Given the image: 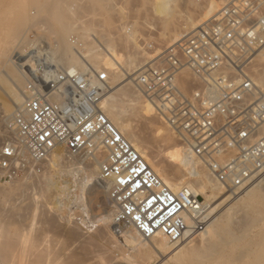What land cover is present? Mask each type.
Wrapping results in <instances>:
<instances>
[{
  "label": "built area",
  "instance_id": "1",
  "mask_svg": "<svg viewBox=\"0 0 264 264\" xmlns=\"http://www.w3.org/2000/svg\"><path fill=\"white\" fill-rule=\"evenodd\" d=\"M219 1L212 17L127 76L182 153L237 195L264 178V82H257L264 65L255 64L264 56V0ZM37 67L22 107L10 118L0 113V184L41 176L62 148L71 157L102 158L114 236L132 230L144 241L178 243L187 230L204 229L203 197L171 190L103 113L106 71H57L54 79L45 61ZM90 220L80 224L86 232L97 228Z\"/></svg>",
  "mask_w": 264,
  "mask_h": 264
},
{
  "label": "rangeland",
  "instance_id": "2",
  "mask_svg": "<svg viewBox=\"0 0 264 264\" xmlns=\"http://www.w3.org/2000/svg\"><path fill=\"white\" fill-rule=\"evenodd\" d=\"M211 1L215 2L217 6L216 10L218 11L220 8L219 6H221L220 1L219 0H211ZM209 2L210 0H0V68L3 63L4 64L5 63L14 64L15 66L18 65L21 69L23 66L22 70L27 80L28 75L30 74H28V72L24 68V64L20 66L22 62L21 63L18 62V59L15 57L14 54H16L17 56V54L20 53L23 56H27V54L30 53V50H31V48L28 46L30 45L29 42L30 43L33 42L34 47H37L39 49V46L43 44V42L39 44V41L37 40L38 38L37 36L40 34H43V36L46 35L45 37L46 38L48 37L50 41L53 42L55 45H61V43L63 44L66 43L67 45L66 44L65 45L67 46L68 52L73 55H74V52L76 53L78 51H79V54L84 55L87 53L86 51L90 48L96 51L98 50L97 52H101L102 47H104L103 46L104 43H109L112 50L115 51L117 55L119 54V56H121L122 59L123 57L124 59H126V57L129 56L131 52H132L131 54H133L136 52V50L137 51L141 50L140 53H143L147 57L148 55L150 56L146 58V56L141 54L142 56H144L142 57V59L145 64V61L146 63L149 62L153 58V56L155 57V54L157 55V53H159V50H162L170 46L172 43H174L173 42L174 40L169 41V42H161L160 38L162 37L161 36L162 34L163 36L170 34L169 32H172L171 34H174V32L176 33L177 31H179V29L182 28L183 21L181 20L179 24L177 22L178 20L180 21V18L178 17L179 14H188L191 16V18L193 17L192 18L193 20L196 19L194 21L197 24H201L203 20H201V22H199L198 20L201 19V17L206 14V10H207V6ZM61 7L62 9L64 8L62 11L63 13L66 10L69 11V12L66 11L65 13L69 14L68 19L71 16L69 19V22L73 25V27L68 32V34L66 33L64 36L61 37L62 41L60 40L61 41L60 43L59 38L56 36V32H58L59 30L58 28L59 26L57 25L55 21H52L50 19V16L48 17L47 15L57 12L56 10L59 11ZM217 11H215V13ZM47 20L48 22L49 21L50 22L48 23ZM169 20L171 21L174 20V22H169ZM44 23H48V24H44ZM50 23L52 26L50 25ZM44 27L46 30L44 29ZM22 42L24 43L22 44ZM37 43L39 44V46H37L38 45ZM99 44L102 47L99 46ZM94 45L97 48H95ZM41 49H42L40 50L41 52L34 54L35 56L36 55L40 56L39 57L40 59L38 58L39 60H32L33 62L30 60L29 62H27V64L30 67L33 68V66H35V68H33L34 70L36 68L39 70L41 69L40 67L38 68L36 66L38 64L36 62L39 61V63H44V59H43L44 56L42 54L48 53L47 52L48 50L45 47L42 46ZM25 58L28 59V57H25ZM34 61L36 64L34 63ZM59 64L52 63V65L54 66L52 67L50 66L49 70L53 71L57 69L58 72H61V68L68 69V67L72 66V67H75L77 70L84 71L86 70L85 68L94 69L95 67L92 64H89V62L87 63V66L90 68H88L85 65L86 67L84 69L81 65L76 66L77 64H66L67 66L66 65L62 66V64H60L59 66ZM255 64L260 65L258 64L257 59H256ZM263 65H264V62H262L260 66H263ZM64 66H66L67 68ZM139 66L134 68V70L130 69L131 71H128L124 69V71H127V74L129 75L135 72L136 69L138 70L141 67ZM94 70L97 71L96 68ZM98 70L103 71V68H100ZM38 73H41V71ZM122 78L124 79L125 77L123 76L120 79L123 80ZM114 79L115 78L113 76L109 77V84H108L109 88L117 84V81H114ZM25 84H26V81H25ZM25 84H24V87H25ZM129 86L130 87L132 86V88H134L131 81L129 83ZM140 115L131 113L129 114V117L126 118V120H128V124H130V126L132 124L131 128L133 132L135 131L134 132L136 133L135 135L139 137L138 139L141 142H143L144 145H146L145 147H147L148 149L146 150L147 154L149 155L153 154V152L159 148L158 146H160V143L155 136V130L157 131V129L159 128H162L166 133L168 132L169 139L172 141V144L175 145L176 148L177 146L179 148L180 144L175 138V136L172 134L170 129L167 127V125L165 126V124L159 119L158 116H156L154 112H153L152 117L150 116L149 119L144 118L143 116H140ZM180 150L181 149L179 148V151ZM160 159L161 160L158 159L159 161L157 160V164L155 163L156 164L155 166L157 167V169L161 168L160 169V171L162 170L161 172H164L170 175V174H175V173L177 174L183 171L181 163L178 164L179 162L178 163L176 162L175 164V161L172 162V161H169V159L166 160L167 158H160ZM198 165L200 164L198 163ZM45 170L46 171H44L43 173H46V175L48 174L47 175L48 177H51L52 179L55 177L56 178L59 177L58 179L62 181H64L65 179L69 180L70 173H73L72 169L71 170L68 169L67 165L65 164L60 165L59 169L52 170L49 168L48 169L45 168ZM83 173L84 172L82 170L77 173V176L79 178H82L83 176H85L84 175L85 173L84 174ZM35 178L36 177H31L30 179H27V180L20 179V180H16V181L14 180L8 183L0 184V207L2 208V211L0 212L3 213L4 208L7 207L5 208V212L7 211V214L4 212V215L3 214L0 215V264H3V262L5 261V253L7 252L12 253L13 255L15 254L14 257L16 258L14 259L16 260L13 259L14 262H12V264L14 263L16 264V262L17 264H159L160 262L162 263L165 261H166V264H176L174 260L169 259L170 258L169 255H167V257L165 255L163 257V260H161L162 257L160 258L158 254L154 253L152 250H150V248L148 249L149 246H152V244H154L153 241H150V242L146 241L147 244L146 243L145 244L148 247L146 245H145L146 248L144 246L141 247L143 250H145L144 252H142V249H139V248L132 249V248H129L128 246H125L123 244V241H121V238L114 236L113 233L111 232L112 224L110 225L109 229L107 228L106 230L105 228V231L103 232V234L98 231L99 230L98 228H96V230L90 231L87 233L86 231H83V232L81 231L83 235L81 234L77 237L72 236V235H67L61 229H59L60 227L62 228L65 224L63 219L57 222L59 223L57 227L55 228L52 227L49 223V220L46 218V215L41 210V208L38 209L36 207L37 204L36 205L34 204V206L31 205V207L29 205L30 204L29 202H32L31 204H33L34 200L31 199L32 197L35 198L39 196V192L37 191L38 189H36L38 187V181ZM261 180H264V179H261ZM21 183L23 186L21 185ZM31 185H33L32 187L34 188H32ZM21 187H24V189L21 190L22 189ZM262 187L264 188V181L262 183ZM26 189L28 190V192L26 191ZM30 189L32 190L30 191ZM19 190H21V192L22 191H25V192H22L23 193L22 194ZM13 192H14V195H13ZM26 192L29 193V195H31L32 197L31 196L29 197V195L26 196L24 194ZM34 192H37V193H34ZM262 192H264V189ZM241 193H239L237 196V195H233L232 193L225 192L222 189H220L215 199L212 200V202H208V205L211 207H214L215 205L221 202V206L217 209L216 215L217 214L219 215L221 212H223L227 208H230L231 206L233 207H231L230 209L233 210V208H235L238 205L237 202L235 201H236V198H238L241 195ZM18 194H20L22 197H19ZM50 194H52V192L44 193L40 197L42 199L38 198L37 200H40L41 202L43 201L45 202L47 200V202H49V200H51ZM8 195H13V197L10 196L11 198H6V197H9ZM207 195H209V193H207ZM26 197H29V198L26 199ZM12 198H14L13 199L14 201L16 199L18 200L21 199V201L22 200L25 201L26 199V201L25 202L20 201L21 203L19 202L20 204H18V200H16L17 202L16 204H18L19 206L16 205V207L13 208L14 206H12V204H15V203L14 201H12ZM101 203L102 202L100 201V204ZM256 203L254 204V206L256 205L255 207L257 208L264 206V202L258 201ZM25 204L28 206H25ZM235 204L236 206H234ZM238 207L239 208L236 207L235 209L238 211L236 212L234 210H233L234 212L231 211L233 214V225H235L236 221L238 224V225L236 224V227L235 226L233 227L235 228V231L237 230L236 233L244 234L241 237V242L245 240L244 242H242L244 243V246L239 241L238 246L236 245L237 243L236 244L233 243L234 245L233 244L231 245L230 249H234V250H231L232 252L231 253L229 252L230 254L227 253L230 249L229 250L226 249L225 252L228 254L227 255L228 257L229 255L230 256L232 255L231 257L235 255L234 256L235 258H233L235 261L232 259L233 263H235L237 259H240L241 256H244V257H241V259L243 258L246 259L247 257H249V259L248 258L247 259L248 260L252 259L250 261L252 262L256 255H258L259 257L260 255L263 257L264 255L263 254L264 245L262 248V244H264V234H263L264 233V225H263L264 218L261 217L262 218L261 222H260L261 219H258L257 222H255V224L253 223V225H251L252 228L248 229L250 225L245 224L246 218L244 217L246 216H242V215H248V216L254 217L255 214L253 213V216H252V213H251L252 211L247 212V211H244L243 208H242L243 210L242 209L240 210L241 207L239 205ZM10 213L12 214L9 215ZM11 216H13V218H10ZM2 217H5V218L7 217V218L5 219ZM14 217L16 219L18 218L17 219L18 221L15 220ZM241 217L244 220V222L240 220ZM19 220H21L22 222ZM238 220H240V223ZM258 222L260 225H263L261 228H258L260 227L258 226ZM241 223H243V225ZM240 224L242 225L243 229L248 226L247 229L244 231H241L242 228L241 229L239 228ZM20 226H22V228ZM249 230H250V233H249ZM261 230L263 232H261ZM245 231H246V234H245ZM124 232H130V230L129 231L126 230ZM255 233L259 236H257ZM260 233L263 236H260ZM252 234L255 236V238ZM136 236L140 240V237L138 235ZM244 236L245 238L243 240ZM252 236H253V239H252ZM197 238H198L197 236L194 237L192 239V243L193 242L195 243L198 240ZM250 238L253 240L252 242ZM248 240L252 243V245ZM245 244H247L248 247ZM260 246H261V249L259 248ZM245 248L246 250L247 249L248 250L246 251ZM236 249L239 254L237 253ZM239 249L243 250L241 251L243 252L244 255L241 254L242 252L240 253ZM249 249L254 250V251H251V250L249 251ZM141 252H142V255L145 253L144 256L141 255L142 258L140 256ZM253 252H254V255H253ZM262 257H260V259L262 260L259 261V258L256 256L257 262L255 261L256 260L255 258L254 259L255 263L254 261L253 263L254 264L263 263L262 261H264V257L263 258Z\"/></svg>",
  "mask_w": 264,
  "mask_h": 264
},
{
  "label": "bare ground",
  "instance_id": "3",
  "mask_svg": "<svg viewBox=\"0 0 264 264\" xmlns=\"http://www.w3.org/2000/svg\"><path fill=\"white\" fill-rule=\"evenodd\" d=\"M59 8H57V9H59ZM216 8H217V6H216L215 2L210 0L209 4L207 6L206 14L203 15L201 17V19H199L198 21L201 22V20H203L202 22H204L207 19H209L210 17H212L215 14V11H217ZM63 9H62V7L59 11L55 9L57 12L52 13L50 15L49 14L47 15L48 17L50 16V19L52 21H55L57 23V25L59 26L58 27L59 30H58V32H56V36L59 38V41L61 40V37L64 36L66 33L68 34V32L73 27V25L69 22V19L71 16L68 19L69 14L65 13L68 10H66L63 13L62 12ZM178 17L180 18V21L179 20L177 21L178 24L181 22V20L183 21L182 28L179 29V31H177L176 33L174 32V34H171L172 32H169L170 34L163 32L167 35H164V36H163V34L161 35L162 36L160 38L161 42H169V41L174 40L173 42L175 43L176 41H178L177 38L180 39L181 37L189 34L191 29L193 30L200 25L194 21L196 19L193 20L192 19L193 17L191 18V16L188 14H179ZM41 20H43V19H41ZM47 22H48V20H47ZM169 22H174V20L173 21L169 20ZM48 23H44V24H48ZM51 23H50V25H51ZM50 25H49V27H50ZM169 26H170V24H169ZM44 29H45V27H44ZM49 30H47V31H49ZM53 33H51V34H53ZM45 36H43V34H40L37 36L38 37L37 40L39 41V44L42 42L44 44V45L42 44L41 46H39V44L37 43L38 44L37 46H39V49L37 47H34L33 42L30 43L28 41L30 44L28 46L31 48V50H30V53L27 54V56H23L20 53L17 54V56H16V54H14L15 57L18 59V62H20V63L22 62V64H20V66L24 64V68L26 69L28 74H30L28 76H30V77L33 76V72H35V70L33 68H35V66H33V68H32L27 64V62H29L30 60L32 61V60H39L40 59L39 55L35 56L34 54L41 52L40 50H42L41 49L42 46L48 50L47 51L48 53H45V54L41 53L44 56L43 59L46 62V64L50 65L51 67L54 66V65H52V63H54V64L60 63V64H62V66L66 65V64H77L76 66L81 65L84 69L87 66V63L89 62V64H92L93 66H95L94 69L96 68L97 71H100L98 69L103 68V70L108 73L109 77L113 76L115 78L114 81H117V84L115 86L107 89V91L104 94L103 99H102V105H101L102 111L106 115V117L109 119V121L118 129V131L122 134V136L132 145V147L142 156V158H144V160L146 161L148 166L152 170H154L153 172L158 177H160L169 186V188L171 190L175 191V190H178L182 187H187V188H190L194 193L201 194L203 196V199H205L206 203L212 202V200L215 199L217 193L220 191V187L218 186V184L210 177L208 172L202 166L198 165L199 162L197 160H195L194 158H189V157L185 156L181 150L179 151L180 146H179V148H178V146L176 148V146L172 144V141L169 139V135H168L169 133L168 132L166 133L162 128L157 129V131L155 130V136H156L157 140L159 141L160 146H158L159 148L157 150H155L153 152V154L149 155L146 152V150H148L147 147H145L146 145H144V143L138 139L139 137H137V135H135L136 134V133H134L135 131L133 132V130L131 128L132 124L130 126V124H128V120H126V118L129 117V114H131V113L137 114V115L141 114L140 116H143L144 118L149 119L150 116L152 117L153 112H154L152 110V108L143 100L141 95L134 88H132V86L131 87L129 86V83H130L129 77L127 76L128 75L127 71H124V69L128 70V71H131L130 69L134 70V68H136L137 66H139V65L141 66L142 64H144L142 57H144L146 55H144L143 53H140L141 50L140 51L136 50V52L133 54H131L132 53L131 52L129 56L125 55L127 57H126V59H124V57H123V59H124L123 60L122 57L119 56V54L117 55L115 53V51L112 50L109 43H104V45H103L104 47H102L99 44V46L102 47L101 52H97L98 50L96 51V50H93L90 48L87 51L85 49V51L87 53L84 55L79 54V51L76 53L73 51L74 52V55H73V54H70L68 52V49L66 46L67 44L65 43L66 44L65 45V44L61 43L62 40L60 41L61 45H55L53 42L50 41V39L48 37L46 38ZM24 42H22V44ZM65 42H66V40H65ZM73 44H75V43H73ZM95 48H97V47L95 46ZM34 49H36V50H34ZM145 53H146V51H145ZM141 54L144 56H142ZM155 56H156V54H155ZM25 57H28V59H26ZM148 57H150V56L148 55ZM148 57L146 56V58H148ZM153 58H154V56H153ZM257 61H258V64L261 65V63L264 62V56L260 55L259 58L257 59ZM38 62L39 61H37L36 63H38ZM34 63H35V61H34ZM60 64H59V66H60ZM145 64H146V61H145ZM66 66H64V67H66ZM88 68H90V67H88ZM22 69H23V66H22ZM22 69L18 65L15 66L14 64H10V63L9 64L3 63L1 68H0V113L7 118L12 117L14 115V113H16L22 107V103L24 100V93H23L24 84H25V81H27L26 76L23 73ZM74 69H76V68L72 67V66L68 67V69H65V68L62 69L61 68V72H66V71H70V70H74ZM85 69H87V68H85ZM90 69H92V68H90ZM57 74H58L57 69H55L53 71H49V73H48V75L54 76V79L58 78ZM123 76L125 78L124 79L122 78L123 80H121L120 78ZM257 82L259 84L264 82V75L259 76ZM55 99L58 100L59 97L56 96ZM160 158H167L166 160L169 159V161H172V162L175 161V164H176V162L177 163L179 162L178 164L181 163L183 171H181L180 173H177V174L175 173V174H170V175L166 174L164 172H161L162 171V170L160 171L161 168L157 169V167L155 166L157 164V160L158 159L161 160ZM101 161H102L101 157H96V158L90 159V160L84 155L77 156V157H71V156L66 155V153L64 152V150L62 148H57L52 153V155L46 160V163L43 166L44 171H46L45 168H47V169L49 168L52 170L59 169L60 165L65 164V165H67L68 169H70V170L72 169L73 173H70L69 180L63 179L64 181L59 180L58 179L59 177L58 178L55 177L56 179L55 178L52 179L51 177H48L47 176L48 174L46 175V173H43L41 176H37V177L34 176V177H36L35 179L38 181V187L36 189H38L37 191L39 192V196L33 198L31 195H29V193H27L28 192L27 189H26L27 194L24 193L26 196L27 195H29V197L31 196L32 197L31 199L34 200L33 204H31L32 202L28 201L30 203L29 204L30 207H31V205L34 206V204L35 205L37 204L36 207L38 209L41 208L43 213L46 215V218L49 220L50 225L54 228L57 227V225H59V223H57V222L59 220L61 221L63 219V221L65 222L64 226L62 228L59 226L60 228L59 227L58 228L61 229L67 235H72V236H76V237L81 235L82 234L81 231L83 232L84 230L80 227V224H82V226H83L84 225V217H86V219L90 220V216L93 219V222L91 220H90V222L92 224L98 223V225H97V228L99 229L98 231L103 234V232L105 231V228H106V230H107V228L109 229L110 225L112 224V219L114 216V209L111 206L109 199H108L107 185L105 183H102L99 181V166H100ZM82 170L85 173V174L83 173L85 176H83L82 178H79L77 176V173L82 171ZM165 171H166V169H165ZM68 174H69V172H68ZM54 176H56V175H54ZM262 179H264V178H262ZM24 180H27V179H24ZM263 181L264 180L260 179L256 182H254L253 184H251L246 190H244L241 193L242 196L240 195L238 198H236V201H235L241 207L240 210L243 208L244 211H247V212L252 211L251 212L252 216H253V213L256 216V217L255 216L251 217L248 215H242L241 214L242 216H246V217H244V218H246L245 224L250 225V227L247 226L248 229L252 228L251 225H253V223L255 224V222H257L258 219H261L260 220V222H261L262 218H264L263 217L264 216V206L259 207V208L255 207L256 205L254 206V204L258 201L264 202V192H262L264 189L262 187ZM21 185H22V183H21ZM32 186L33 185H31V187ZM21 188H22L21 190L24 189V187H21ZM32 188H34V187H32ZM21 190H19V191L21 192ZM31 190L32 189H30V191ZM22 192H25V191H22ZM51 192H52V194H50L51 200H49V202H47V200H46L45 202L43 201L44 202L43 203L40 200H37L38 198L42 199V198H40L42 194L51 193ZM34 193H37V192H34ZM207 193H209V195H207ZM20 194H18L19 197H22ZM6 195H7V193H6ZM13 195H14V192H13ZM13 195H8L9 197H6V196L5 197L11 198L10 196L13 197ZM15 196H16V194H15ZM237 196H238V194H237ZM1 197H3V196H1ZM29 197H26V199H28ZM13 199L14 198H12V201H14ZM26 199H25V201H26ZM16 200H18V199H16ZM16 200L14 201L15 204L11 203L12 206H14L13 208H15L16 205L20 204L22 201H24V200L21 201V199H20V200H18V204H16L17 203ZM100 201L102 202L101 204H100ZM238 205L236 206V204H235L234 206L239 208ZM25 206H28V205L25 204ZM220 206H221V202L218 203L217 205H215L214 207L208 206V211H207V214L205 215L204 229L196 235L191 234L189 232V230H187V232L185 234V238L178 243H170L166 238L157 236V237H154L150 240V241H153L154 244H152V246L148 247L146 244H147V242H150V241L146 242L142 239L139 240L138 237L136 236L138 234L134 231H133L134 233L131 232L132 230H130V232H124V234H122L120 236L121 241H123V244L125 246H128L129 248H132V249H136V248L142 249L141 247L142 246L145 247V245H146L148 247V249L150 248V250H152L154 253L158 254L160 256V258L162 257L161 260H163V257L165 255H166V257H167V255H169L170 256L169 259L174 260V262H176V264H226V263H228V264H254L255 261L257 262L256 256L259 258V261H261L262 259H260V257H262V256L260 254H259L260 257L258 255L255 256L256 260L254 261L255 258L253 259L254 263H253V261L250 262L252 259L248 260L249 257H247L248 259L247 258L246 259L243 258L244 260L241 259V257H244V256H241L240 259H237V257H236L237 260L235 263H233L232 259L235 258L234 257L235 255L233 257H231L232 255L231 256L229 255V257L227 256L228 255L227 253H229V252L231 253L232 252L231 250H234V249H230L231 245L233 243L234 244L237 243L236 245L238 246V242L239 241L241 242V237L244 235L241 231L246 230L247 227H245L243 229L242 228L243 223H241L242 225L240 224L241 227L239 226V228L240 229L242 228L240 231L242 234L236 233L237 230L235 231V228L233 226L236 227L237 221L236 222L234 221L235 225H233V214H232V212H234V211L236 212L238 210H235L236 207L233 208L234 211L231 210L230 208L233 207V206H231L230 208H227L226 210L221 212L219 215L218 214L216 215L217 209ZM5 208H7V207H5ZM5 208H4L3 213L0 212L1 213L0 215H2V214L4 215ZM11 210H12V208H11ZM0 211H2V208ZM28 211H29V209H28ZM9 212H11V211H9ZM5 213L7 214V211ZM74 213L78 214V218H76V219L72 218V214H74ZM11 214L12 213H10L9 215H11ZM26 216H27V214H26ZM23 217H25V216H23ZM2 218H5V217H2ZM10 218H13V216H11ZM59 218H61V219H59ZM17 219L15 218V220H17ZM240 220H242L244 222L242 217L240 218ZM240 220H238L239 223H240ZM19 221H21V220H19ZM263 225H260L258 222V226H260V227H258L257 225L256 226L258 228H261ZM20 227L22 228V226H20ZM127 231H129V230H127ZM261 232H263V231L261 230ZM86 233H84V234H86ZM249 233H250V230H249ZM245 234H246V231H245ZM196 236L198 237L197 238L198 240L195 243L194 242L192 243V239ZM247 236H248V234H247ZM253 236H252V239H253ZM257 236H259V235H257ZM260 236H263V235H261V233H260ZM244 238H245V236L243 237V240H244ZM254 238H255V236H254ZM252 239H251V242L253 241ZM244 241H242V242H244ZM242 244L244 246V243H242ZM245 245H247V244H245ZM251 245H252V243H251ZM263 245L264 244H262V248H263ZM240 246H242V245H240ZM247 247H248V245H247ZM232 248H233V246H232ZM234 248H235V246H234ZM259 248L261 249V246ZM226 249L227 250L230 249V250L226 253L225 252ZM241 250H240V253L243 251V250L242 251ZM245 250H246V248H245ZM250 250L251 249H249V251ZM144 251L145 250L142 249V252H144ZM236 251H237V249H236ZM251 251H254V250H251ZM262 251H261V253H262ZM142 252L140 253V256L142 255ZM237 253H238V251H237ZM255 253H256V251H255ZM144 254L142 256H144ZM234 254H236V253H234ZM241 254H243V252ZM263 254H264V252H263ZM14 255L12 253H9V252L5 253V261L3 262V264L5 262H6L5 264H10V263L12 264V262H14V260H16V259H14V258H16V257H14ZM253 255H254V252H253ZM142 256H141V258H142ZM226 256L228 257V259ZM263 257H264V255H263ZM11 260H13V261H11ZM262 262L263 263H258V264H264V261H262ZM16 264H17V262H16ZM161 264H166V261L162 262Z\"/></svg>",
  "mask_w": 264,
  "mask_h": 264
}]
</instances>
